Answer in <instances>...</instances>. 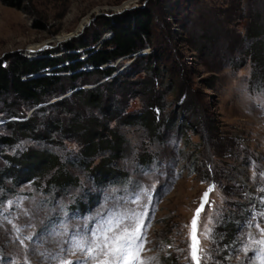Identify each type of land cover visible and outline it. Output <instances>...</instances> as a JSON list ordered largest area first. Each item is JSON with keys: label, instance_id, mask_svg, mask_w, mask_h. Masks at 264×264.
Segmentation results:
<instances>
[{"label": "rangeland", "instance_id": "374dc122", "mask_svg": "<svg viewBox=\"0 0 264 264\" xmlns=\"http://www.w3.org/2000/svg\"><path fill=\"white\" fill-rule=\"evenodd\" d=\"M21 8L0 0V61L48 50L66 54L68 44L91 41L93 33L102 32L104 18L149 9L155 15L151 47H161L154 50L160 72L152 95L139 85L147 78L145 64L130 59L112 64L118 81L109 89L105 82L110 80L96 75L78 80L77 86L87 90L102 84L110 100L108 118L81 104L72 115L52 107L70 97L69 89L32 108L12 97L0 100V137L10 134L7 122L24 121L47 105L44 114H35L39 131L44 115L63 118L64 124L76 114L84 120L97 117L123 139L113 169L129 180L123 187H96L80 166L86 143L78 132L58 129L48 140L17 137L12 147L1 148L0 170L11 166L6 157L46 150L79 185L54 192L47 183L51 172L39 186L28 182L14 188L0 204V264H71L87 255L93 257L89 264H117L108 255L111 249L102 250L101 244L137 228L140 239L125 261L194 264V220L201 264H264V36L253 33L264 35V0H23ZM256 43L261 44V63ZM151 47L143 50L145 55L153 52ZM150 99L159 102L158 120L183 121L186 133L160 127L159 140L141 125L125 123L127 113L145 112ZM12 103L17 118L6 115ZM144 153L154 160L141 170L136 161ZM109 156L107 148H100L92 166ZM6 185H11L9 177ZM94 193L99 198L85 214L68 207L74 198L85 201ZM226 226L233 230L230 244H225ZM82 240L93 241L87 253L77 247Z\"/></svg>", "mask_w": 264, "mask_h": 264}, {"label": "trees", "instance_id": "16d2710c", "mask_svg": "<svg viewBox=\"0 0 264 264\" xmlns=\"http://www.w3.org/2000/svg\"><path fill=\"white\" fill-rule=\"evenodd\" d=\"M22 1L3 0V4L21 10ZM102 26L103 31L93 33L91 41L79 39L72 44H68L66 54L54 56L56 50H48L36 59H28L25 56L16 54L7 61H0V100L5 97H12L13 101L18 100L32 108L48 102L51 98L63 95L69 89L70 92L73 91L70 97L55 102L52 107H63L65 111L72 115L81 104V106L88 108H98L104 118H108L109 108L111 107L110 105L107 106L106 103H109L110 100L103 95V90L100 87L102 84L97 85L94 89L87 90L78 87L77 81L80 79L86 80L90 76L96 75L100 79L110 80V82H105V89H109L118 81V78L114 76L117 71L116 67H113L112 64L117 60L129 59L133 62L138 61L145 64L147 78L143 79L139 85L152 95L154 82H157L155 79L160 72V65L157 64L159 57L155 56L154 50H161V47H151V41L154 38L155 15L149 9L134 10L112 18H104ZM105 31L111 33L110 38L105 40L98 49L91 48L101 40ZM253 33L264 36L262 30ZM260 46V43H256L254 51L261 63L262 49H260ZM147 47L153 48V52L147 55L135 56L136 53ZM78 50L83 51L78 53ZM82 55H86V57L80 59ZM157 55L159 56V53ZM65 63L67 64L65 65ZM85 66L92 69L88 71L81 70ZM44 72H47L48 75L35 77L36 74ZM61 73H67V75H61ZM158 103L156 99L148 100L147 110L139 114L127 113L124 117L125 123L128 125H141L150 135L159 137V140L162 139V136L158 135L160 127H166L167 130L176 128L177 132L185 134L188 127L185 126L183 121L181 124L175 125L172 118L158 120L159 117L155 115L159 111L157 108ZM9 106L6 112L7 116L15 118L20 116L13 109V103ZM50 106L36 109L24 121L7 122L5 126L10 134L0 137V152L3 147H12L17 137L20 136L30 137L33 140H48L51 138L52 133L58 129L64 132H78L83 135V142L86 143L83 150L85 159L79 164L89 171L92 181L95 182L94 185L96 187L105 185L108 186L107 188H114L119 186L118 184H122L119 187H123L128 183L129 180L125 172L120 169H113L115 162L123 152L122 144L124 142L115 129L109 128L107 124L100 122L97 117L91 116L84 120L80 114H76L73 115L74 118L67 120V124H64L65 120L63 118L44 115L41 118L43 119L41 123L43 124V130L39 131L37 128L40 125L39 118L35 114H44L47 111L46 107ZM118 111L121 110L118 109ZM21 115L24 116V114ZM63 125L66 126L63 127ZM186 145H189L188 140ZM100 148H107L110 156L101 158L97 164L92 166V160ZM6 159L11 166L0 170V204L9 199L7 195L14 194V188L28 182H31L34 186H39L43 183V176L51 172H54V174L47 183L49 189H52V185L55 187L53 188L54 192L79 185L77 177L73 176L71 172H66V167L59 162L58 158L46 150H31L20 154L18 158L6 157ZM153 160L154 156L144 153L137 158L136 165L140 166L141 170H145ZM7 177L11 179L9 187L6 185ZM211 185L216 186L215 183ZM98 197L99 194L97 193L88 194L85 201L76 197L67 206L79 213L84 212L89 210ZM224 231L228 236L225 244H230L234 238L233 230L226 226ZM173 263L174 260L167 259V264Z\"/></svg>", "mask_w": 264, "mask_h": 264}, {"label": "snow or ice", "instance_id": "6c2138e0", "mask_svg": "<svg viewBox=\"0 0 264 264\" xmlns=\"http://www.w3.org/2000/svg\"><path fill=\"white\" fill-rule=\"evenodd\" d=\"M197 215H199V210L197 212ZM195 224H196V221L194 220L193 221L194 231L192 234L193 243L191 245V257H192V261L194 262V264H201L203 250L200 249L199 241L195 235ZM139 233H140V229L137 228L135 233H127L115 239L114 241H109L105 239L103 243L101 244V249L102 250L111 249V251L108 252V255L110 258H115L117 264H121V262H123V264H135V260L130 259V260L125 261V257L128 256L129 251L135 245V243L139 241L140 239V236L138 235ZM208 238L211 239L210 233L208 234ZM113 243H115L116 245L115 247H113ZM92 244H93V241L91 240H82L78 242L77 247L79 250L87 253L89 248L92 246ZM92 259L93 257L91 255H87L83 261L71 262V264H89V261ZM209 259H210V256H209ZM105 264H108V262L106 261Z\"/></svg>", "mask_w": 264, "mask_h": 264}, {"label": "built area", "instance_id": "2783aa9c", "mask_svg": "<svg viewBox=\"0 0 264 264\" xmlns=\"http://www.w3.org/2000/svg\"><path fill=\"white\" fill-rule=\"evenodd\" d=\"M110 36H111V33L109 32V31H107V33L104 35V37H106L107 39L108 38H110ZM99 42L98 43H96V44H94L91 48H95V49H98L99 48ZM83 50H78L77 52L79 53V52H82ZM86 57V55H83V57H81V59H83V58H85ZM92 68L91 67H88V66H86L85 68H83L82 70L83 71H88V70H91Z\"/></svg>", "mask_w": 264, "mask_h": 264}, {"label": "water", "instance_id": "95a60500", "mask_svg": "<svg viewBox=\"0 0 264 264\" xmlns=\"http://www.w3.org/2000/svg\"><path fill=\"white\" fill-rule=\"evenodd\" d=\"M105 40H107V38L101 39L99 41V45H101ZM145 54H146V52H143V50H142V51H139L138 53H136L135 56L137 57V56H141V55H145ZM25 57L28 58V59H36V58H39L40 56H36V57H27V56H25ZM38 76H42V74L38 73V74L35 75V77H38ZM72 92H70V93H72Z\"/></svg>", "mask_w": 264, "mask_h": 264}, {"label": "bare ground", "instance_id": "6f19581e", "mask_svg": "<svg viewBox=\"0 0 264 264\" xmlns=\"http://www.w3.org/2000/svg\"><path fill=\"white\" fill-rule=\"evenodd\" d=\"M126 10H127V9H126ZM126 10H125V11H126Z\"/></svg>", "mask_w": 264, "mask_h": 264}]
</instances>
